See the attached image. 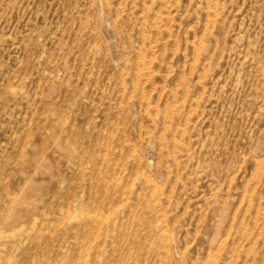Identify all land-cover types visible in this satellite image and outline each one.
<instances>
[{"label": "rangeland", "instance_id": "1", "mask_svg": "<svg viewBox=\"0 0 264 264\" xmlns=\"http://www.w3.org/2000/svg\"><path fill=\"white\" fill-rule=\"evenodd\" d=\"M0 264H264V0H0Z\"/></svg>", "mask_w": 264, "mask_h": 264}]
</instances>
